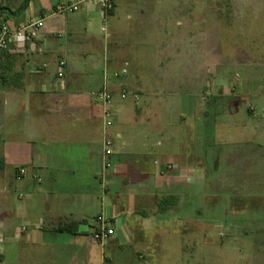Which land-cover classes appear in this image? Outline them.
<instances>
[{
    "label": "crops",
    "instance_id": "obj_1",
    "mask_svg": "<svg viewBox=\"0 0 264 264\" xmlns=\"http://www.w3.org/2000/svg\"><path fill=\"white\" fill-rule=\"evenodd\" d=\"M184 1L174 10L162 0H115L105 15L85 0H1L12 30L45 25L0 55V264H141L146 255L164 264L159 241L176 234L182 253L206 264L207 248L230 252L222 240L239 238L235 219L264 229V118L248 104L241 125L225 121L245 96L264 110L263 83L250 85L249 65L235 70L223 57L224 46H238L237 28L212 36L231 13ZM78 2L75 13H54ZM104 88L115 113L107 129L96 98ZM101 216L115 232L104 243L91 236Z\"/></svg>",
    "mask_w": 264,
    "mask_h": 264
},
{
    "label": "rangeland",
    "instance_id": "obj_2",
    "mask_svg": "<svg viewBox=\"0 0 264 264\" xmlns=\"http://www.w3.org/2000/svg\"><path fill=\"white\" fill-rule=\"evenodd\" d=\"M182 1L162 0L163 3H166L163 6L165 8H169V6L171 7V4L174 5V8L177 6V8H175L174 10L181 9V7L177 4H180ZM201 2L204 5L207 4L208 9L214 8V3H217L216 8H222L223 15L231 13L230 18L226 16L222 17L224 25L223 27H220L219 22L217 25H213L212 36H214L215 32H217L219 37L221 32L224 33L223 29L227 25H229L231 29L237 28L236 34L235 32H232L234 34L232 36L234 41L235 39H237L238 46H224L223 57L226 59L229 56L233 57V60H228L226 62L232 63V66L235 70L243 68L244 64L249 65V68L247 69L250 73H252V75H250L251 78L249 84L257 86L259 82L263 83L261 88H263L264 90V0H201ZM183 3L188 4V6H190L194 3V1L185 0ZM188 6L185 8H188ZM245 55L248 57H246ZM237 73L239 75L242 74H240V72ZM236 81L237 80H235V82ZM239 103L241 104V109H239L237 113H234V115L229 116L231 118H227L225 120L231 125L235 127L241 125V122L244 120L243 117L245 115L247 116L246 108L248 104L256 105L258 107L257 113L260 116H263L264 118V110L260 106H258L257 100L254 99L252 95H249V97H243V99ZM171 114L172 116H170L169 119L178 120L179 114H181V112L175 107V111H172ZM240 115L241 118H239ZM248 137H255V139H257L258 135H256V133H254L253 131L252 134H248ZM261 204L262 205L260 207L262 212L264 213V200H261ZM246 217L247 216H243L240 217V219H235L234 221L239 226V238H237L236 240H232V237H228L226 238V240H222V246L225 247V245H231L229 248H227V251L230 252L222 258L218 254L221 248H207L208 251L211 250L212 252L211 255L206 258V264H264V229H262L261 227L257 228V226H261V224L257 225L252 221L246 222ZM180 225L181 222L179 221L172 224L173 227L175 226V229H178ZM220 225L224 226L223 224ZM164 226L171 225L164 224ZM160 227H162V225H160ZM202 228L203 230L206 229L207 234L213 237L211 243L216 242V240L219 241L220 232L216 230L215 227L213 228V225H202ZM218 229L222 230L223 228L219 227ZM181 235L183 236V234ZM91 236L93 238V234H91ZM180 236L177 234L174 235V238L177 239L173 238L174 240H171V242L167 241L163 236L161 237L162 239H160L159 242L164 245L162 247L164 251L168 252V256L163 257V261H165L164 264H189V262H191L190 264H197V262H192L194 261V258L197 261V257L188 258L189 255H185L182 253V247L180 245L178 247L176 246L177 244L182 243L183 239H181L182 237ZM132 241V243L136 242L135 239H133ZM245 245L247 246L244 247ZM125 246L131 247L132 244H126ZM212 247H214V245ZM232 249L238 250L235 251ZM251 250L253 252L251 253V255H249L248 252H250ZM259 250L261 252H258ZM225 254L226 253H224V255ZM145 258L146 259L144 261L140 262L141 264H154L155 260L160 259V257H155L151 255H146ZM250 261H252V263ZM260 261H262V263Z\"/></svg>",
    "mask_w": 264,
    "mask_h": 264
},
{
    "label": "built area",
    "instance_id": "obj_3",
    "mask_svg": "<svg viewBox=\"0 0 264 264\" xmlns=\"http://www.w3.org/2000/svg\"><path fill=\"white\" fill-rule=\"evenodd\" d=\"M86 2H91L97 5L105 15L110 14L114 11L115 8V0H85ZM82 2H78L75 4H60L58 5L54 13L56 14H71L79 11ZM5 14L3 11V4L0 0V55L7 51L9 48V44L13 38H15L18 42L24 43L26 41H30L36 36H38L42 29L44 28V19H38L33 21L26 26H23L19 29L12 30L8 23L5 22ZM106 32V28L103 29ZM65 66V61L60 60L59 67L60 71L58 73L59 77L63 76L62 68ZM128 74V69L125 67L121 71L114 73L112 76L115 78H119L121 76H125ZM1 85V81H0ZM122 97L126 98V93H122ZM97 101L103 107V119L105 124V129L113 125L115 120L114 111L112 107V94L106 89H102L96 94ZM105 138L103 141L104 147V169L107 170L111 167L110 157L113 154L112 145L113 141L110 139L108 134L105 132ZM25 174V169L20 168L18 179L20 180L22 176ZM98 226L93 231V239L97 242L104 243L107 239L114 235V228L108 222V220L101 216L98 218Z\"/></svg>",
    "mask_w": 264,
    "mask_h": 264
},
{
    "label": "trees",
    "instance_id": "obj_4",
    "mask_svg": "<svg viewBox=\"0 0 264 264\" xmlns=\"http://www.w3.org/2000/svg\"><path fill=\"white\" fill-rule=\"evenodd\" d=\"M73 226L71 225H64L63 227L60 228V231H66V232H76L75 229L73 230Z\"/></svg>",
    "mask_w": 264,
    "mask_h": 264
}]
</instances>
